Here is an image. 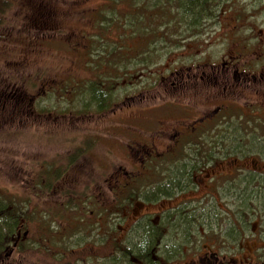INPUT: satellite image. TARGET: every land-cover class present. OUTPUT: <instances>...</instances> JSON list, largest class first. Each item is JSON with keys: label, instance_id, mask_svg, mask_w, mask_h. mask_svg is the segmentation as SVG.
I'll return each mask as SVG.
<instances>
[{"label": "rangeland", "instance_id": "374dc122", "mask_svg": "<svg viewBox=\"0 0 264 264\" xmlns=\"http://www.w3.org/2000/svg\"><path fill=\"white\" fill-rule=\"evenodd\" d=\"M4 1L5 13L0 15V91L6 86L16 89L19 85L26 92L23 94H27L35 84L38 88L34 93L36 98L49 99V110L59 109L64 113L58 121L40 119L38 124L25 113H19L15 106L13 113L3 114L1 100L0 202L7 203L10 212L20 214L23 241L15 248L16 233L8 239L7 245L0 244V262L67 264L66 261L71 260V264H76L78 260L96 256L98 259L95 257L89 264H101L99 258L109 264H125L128 259L110 257L116 251L129 252L126 264H260L259 259L264 261L263 207L254 204L247 211L249 206L244 209L237 189L223 182L224 177L237 168L248 173L245 167H263L262 160L250 156L236 161L242 158V152L249 153L264 142L263 113H259L263 116L261 119L244 120L234 114L231 118L236 119L230 123L221 118L208 132H213L207 138L212 146L199 148L198 154L194 150L191 154L189 150H178L175 157V152L166 148L174 143L170 139L175 133L174 127L182 130L185 124L181 121L193 123L192 118L178 116L184 106L193 109L195 121H198L201 114L210 117L217 109L219 104L213 102V98L226 95L221 85L208 83L204 88L210 102L206 96L199 97L200 90L193 86L196 77L210 71L211 65L220 67L216 59L225 55L226 62L242 65L240 52L245 46L253 47V61L260 48H264V0L261 3L256 0L223 2V7L216 9L220 10L219 19L208 20L204 25L208 32L204 42L200 34H192L193 31L183 25H173L170 18L172 12L175 19V9L169 6L165 11H148L139 7L141 5L133 7V0ZM148 2L150 5L151 1ZM146 27L148 29L143 30ZM223 38H227L229 44L219 47L218 58L212 60L206 53L194 56L201 47L202 51L216 50ZM197 61L195 72L188 70ZM259 62L264 63V59ZM259 68V72L264 73V64ZM177 76L188 83L186 87L177 85ZM96 79L109 83V87ZM94 80L106 94H111L113 102L118 104L115 109L101 112L95 106L87 107L83 87ZM257 80L253 92L242 91L245 87L242 81L238 83L241 91L238 96L226 95L230 113L235 99L244 96L253 99L256 93L258 98L264 97V80L260 81L259 75ZM95 89L92 86V90ZM80 105L85 107L84 112H78ZM138 117H143L138 121L143 123L147 135H140L142 127L137 122L133 124ZM113 121L117 122L116 127L108 130ZM100 127H103L101 132ZM150 134L160 136L157 142L163 144L152 153L155 163L153 159H145L146 151L141 148L150 141ZM201 134L197 133L194 138L184 137V141L198 140ZM201 151L203 155L209 154L214 162L208 167L198 166L192 173L191 179L196 182L189 187L192 190L171 199L159 197L164 194L156 189L158 183L164 181L162 172L166 170L164 165L169 157L173 155L174 162L170 161L167 166L174 170L179 167L175 166L176 161L184 160L188 154L202 163ZM58 170L67 179L66 197L59 189L52 193L44 190L40 196L36 195L31 179L38 174H56ZM129 176L137 180L131 182ZM238 183L241 184L240 179ZM57 185L55 183L54 187ZM74 192L76 203H81L80 209L90 224H95L98 211L95 210L97 205L87 196L89 192L96 202L103 203L99 207L101 210L110 211L112 222L123 220V224L112 226V232L103 227L100 237L97 232H85L78 244H74L68 225L60 230L64 223L56 221L62 220L56 204L72 203L70 195ZM174 207L183 211L186 222L176 224L174 216L169 220L161 215L162 211ZM244 210L251 213L253 223H262L254 226L243 222ZM137 214L142 215V227L154 226L155 235L160 233L153 249L145 252L138 250L140 240L136 232L132 233L135 226H127ZM234 220L239 225L237 231ZM104 222L108 223L107 214ZM90 224L80 226L90 229ZM176 226H186L181 229L186 231L191 228L190 237L172 229ZM128 228L129 236L126 234ZM261 230L263 235L259 234ZM213 233L220 235L219 238H228V245L221 247L220 254L213 249L210 238ZM99 238L101 244L95 242ZM199 238L201 243L197 241ZM172 244L175 246L169 251L163 248ZM74 255L82 258L76 259ZM65 258L66 261H62Z\"/></svg>", "mask_w": 264, "mask_h": 264}, {"label": "flooded vegetation", "instance_id": "af4514ba", "mask_svg": "<svg viewBox=\"0 0 264 264\" xmlns=\"http://www.w3.org/2000/svg\"><path fill=\"white\" fill-rule=\"evenodd\" d=\"M255 2L261 3L262 0H256ZM204 25H205V23L203 22L202 27H201L203 29L201 31H194L193 32L194 35L203 34L201 36V40L203 42L207 41V33H208L204 30V28H205ZM222 41H223V43L221 44V46H216V50L208 52L205 49V51H202V47H201V49L199 48V50L197 52L195 51L196 54H198V52H199V54L198 55L195 54L194 56L201 57L203 53H206L210 58H212V60H213V57L218 58L219 57V54H218L219 51L218 50H220L219 47H223L226 44H229V42L227 41V38H223ZM243 41L245 42V40H243ZM261 41H263V39H261ZM210 43L211 42L209 41V44ZM213 45H214V42H213ZM226 47H228V45ZM252 48L253 47L250 48L248 46H245L244 50L240 52L241 60H243L242 61L243 66L242 65H239V66L235 65V64H240V63L230 64V63L226 62L227 59H226V55H225V56H222V59L221 58L216 59L215 63L216 64L218 63L220 65V67H218L216 65H211L210 71L205 72L202 75L196 77V80L194 82L193 81L192 82H193V86L197 87L200 90L199 91V97L206 96V99H208L207 91L204 88V86L207 85L208 83L212 84V85H221L223 87V93L228 95V96H232V97L238 96L241 93V91L239 90L240 87H238V83H241L242 81L244 83V86L246 87V88L243 87L242 91H245L246 89H248V91L253 92L257 86V84H255L256 81H258L257 75H259L260 81L264 80V73L259 72V70H260L259 67L264 64V63L259 62L261 59H264V53H262L264 51V48H260L261 50L259 51V54L257 55L255 61H253V59L251 57L252 56L251 55L252 54ZM195 52H192V53H195ZM197 63H198V61L194 62L192 64L194 66L190 67L188 70H193L195 72V68H196ZM177 75H179V74H177ZM177 77H178L177 78V80H178L177 85L181 88L186 87L188 83L182 82V81H184V79L181 78L180 76H177ZM96 80L109 87V83H103L98 79H96ZM96 80L91 82L88 86V89L90 90L86 95V97L88 99H90L96 95L99 97V99H101L103 95H107L103 89L99 88V85H98ZM86 86L87 85H85L83 87V91L86 88ZM92 86L96 87V89L94 91L92 90ZM188 86H190V85H188ZM37 90H38V88H36L34 91H37ZM32 94L33 95L31 97L30 101L25 100V101L20 102L19 113L28 114L32 119H35L36 121L39 118H46V119L52 118L53 115H50V116L44 115L43 116V115L38 114L37 111H36V113L31 111L30 108L34 109L37 107L36 100L38 101V98H36V95L34 93H32ZM109 95H111V94H109ZM226 95L220 96L218 98L212 97L213 102L219 104L217 106V109L214 110L215 112L214 111L211 112L213 114L210 117L205 116L206 114H201L200 116H198V118H199L198 121L197 120L195 121L196 116L193 112V109L187 108L186 106H184L183 111L180 112V114H178V116H184L187 118H192L193 123L192 124H186L185 121H181L183 123V125L185 124L184 129H182V130H179V129L174 127L173 131L175 133L170 138L171 140H173L174 143H171L168 146H166V148L168 149L167 151L177 152L178 150H183V151L189 150V153L191 154V150H194V152H196L198 154L197 150L199 148L200 149L201 148H209L212 146V144L210 145V143L207 142V138H208V135L212 134L213 132L212 133H208V132L210 130H212L213 127L217 126V124L219 123L221 118H224L226 121L229 120V123H230V121H232V119H236V118H231L232 115H234V114H236L237 117L242 116L243 120L246 118L261 119L264 116V97L263 96L258 98V94L256 93L254 95H257V96H255V98H253V99H251L249 96L246 97L243 95L244 96L243 98H238V99L233 100V102H232V113H230V107H229L230 102H229L228 98L226 97ZM125 99L127 100L128 96ZM243 100H246V101H245V103L241 104V102ZM208 102H210L209 99H208ZM101 103L102 102L99 101L98 104H96V105L94 104L95 109L97 111L103 112V111H106V110L111 109V108L115 109L118 106V104L115 101L113 102L112 96H108V99L105 101V103H102V104ZM98 106H104V109L100 110V109H98ZM157 107H160V106H157ZM163 107L171 108L174 106H164L163 105ZM120 108L123 109L124 107L120 106ZM260 112L263 113V116L259 115ZM142 118L143 117L136 118L135 122L133 124H135L137 122L142 127V128L139 127L141 130L140 135H147V131H145L143 129L144 128L143 123L138 121ZM55 121H57V120H55ZM181 122H179L178 125L183 127ZM114 125H115V123L111 122L110 123L111 127H109L108 130L114 129L115 128ZM112 126H114V127H112ZM102 130H103V127H100L99 131L101 132ZM197 133L198 134L202 133L198 140H189L187 142L184 141L185 140L184 137H192L193 136V138H194V136ZM166 134H168V133H166ZM203 135H204V137H202ZM148 138L150 141L144 143L146 145L143 144L141 148L144 151H146L147 155L153 156L152 153H155V151L159 150L160 145H163V144H159V142H157L158 139L160 138V136H154L153 134H150V136H148ZM164 138H166V137H163V139ZM255 139L259 140L258 137H256ZM146 140H148V139H146ZM202 142H206L210 146H207L206 143H202ZM240 145H238V147H240ZM130 147H132V146H130ZM149 151H151V153H148ZM242 153H243L242 154L243 157L239 158V159L236 158V161H243L242 159L247 158L244 155V152H242ZM249 153H252V152H249ZM200 155H203L202 151H201ZM251 157L253 158V155H250V158ZM256 158H255L256 160H259L258 157H256ZM209 159L212 160L210 158L209 154H206V155H203V157L200 160L203 162H206ZM260 160L263 161V167H260V169L257 167H253V168L245 167L244 169L247 172L249 170V172L246 173V172H244V170H242V168H237L231 174L225 176V182L224 183L230 184L231 188L237 187L236 193L238 196H240V194L243 191H246L247 193H249V191L252 192L253 189H256L259 185H261V188H257V189H259V191H264V184L257 183V180L262 175V170L264 169V160H263V158L262 159L260 158ZM209 162L213 163L214 161L212 160ZM72 163H74V162H72ZM181 163H184L185 165L189 164V166L192 168H193L194 164H196V166H202V163H199L198 160L195 159V157L193 159H189V156L187 158H185L183 161H181L180 164ZM53 165H55V164L53 163L52 166ZM206 166H208V165H206ZM206 166H203V167H206ZM56 172H59V170ZM240 172H244V173L241 174ZM256 174H258V175H256ZM195 178H197V177L195 176ZM106 179H108V178H106ZM239 179H240L241 184L238 183ZM135 180H137V178L132 179V177L129 176V181L132 182ZM232 182L238 183L237 186L232 185L231 184ZM31 183L35 187L36 195H39V193H43L44 190H49V192L52 193L54 189L61 190L64 196H65V192H67V179L65 178V175L62 174V172L59 175L53 173V174H50L48 176H43L42 174H38L37 176H35L31 179ZM55 183L58 184L56 188L54 187ZM43 186H44V188H43ZM113 189H114V187L112 186L111 190H113ZM75 194H76V192H74L73 194L70 195L72 198V200H71L72 203H70V201H68V203L65 202L64 205H62L61 202L56 204V207L58 209L57 214L61 215V217H62V220L57 219L56 221L57 222L61 221L64 223L62 226L59 227V229L63 228L66 225H68V226H80L82 224H90L88 221V218H86V216H85V213L80 209L81 203L80 204L76 203ZM87 196L89 197L91 203L97 205L95 210L98 211L97 213H95L96 222L94 225H92L93 223L90 224L91 226H102V223H104L105 226H120L123 224V222L121 224H118L117 222H115V223L112 222V219H111L112 216L110 214V211L106 210L105 208H103L102 210L99 208L101 206V204H103V203L99 202L98 198H97L98 202H96L93 193L89 192L87 194ZM162 198L165 199V197H162ZM169 199H171V198H169ZM253 204H258V203L253 202ZM59 206H61V208H62L61 210L59 209ZM99 211H100V213L103 212L102 215H104V217H105V214L108 215V223L107 224H105V222H104V217H102V215H101V217L99 216ZM162 212H164V211H162ZM79 215H82V217H83L82 222H75L77 220L76 217ZM141 219H142V215L137 214L136 216H133L130 219V223H128L127 226H141ZM64 220H66V222H64ZM258 223L261 224L262 222H255V226H257ZM109 230L111 232L113 231V229H111V228ZM95 232L96 231H94L93 233H95ZM97 233H98V237H100V230L97 231ZM126 234H127V236H129V228L126 230ZM17 235H18V238H17V241L15 243V248L18 247L23 241V239H21V237H22L21 232H18ZM85 235H86L85 232L82 231L81 236L84 237ZM71 239H72L74 244H78V241L81 240V237H78V238L71 237ZM95 242H99V244H101V239L99 238V239L95 240ZM63 245H64V242H63ZM111 245H112V243H111ZM114 245H117V244H114ZM79 246H82V244H80ZM117 252L118 251H116L115 254H111L110 257L113 258L114 255L117 254ZM121 252L126 253L125 256L128 259L126 261V263H128L129 262V252L128 251H121ZM67 256L69 257V255H67ZM74 256L76 259L82 258L81 256H76V255H74ZM99 260L101 261V264L108 263L104 259L102 261L101 258H99ZM0 264H6V263H5V261H2V262H0ZM209 264H211V263H209Z\"/></svg>", "mask_w": 264, "mask_h": 264}, {"label": "trees", "instance_id": "16d2710c", "mask_svg": "<svg viewBox=\"0 0 264 264\" xmlns=\"http://www.w3.org/2000/svg\"><path fill=\"white\" fill-rule=\"evenodd\" d=\"M4 0H0V15L1 17L4 15L5 10L4 7L6 5V2ZM149 1V0H148ZM147 0H133L131 2V5L133 7L135 6H139L141 8H143L144 10H148V11H152V10H157V11H165L166 6H169L172 9H175V19H174V15L172 14V17L170 18L173 21V25L178 26V25H183L185 26L187 29H189V31H200V26H202L203 20H205L206 17L208 18H216V16L218 15V11L216 10L217 8H219L222 3L225 0H150L151 4L149 5V2ZM147 4V5H146ZM204 18V19H203ZM174 19V20H173ZM171 21V22H172ZM178 25H177V24ZM166 24V23H165ZM198 26V27H197ZM148 29L143 28V30ZM192 32V34H193ZM116 49V48H115ZM15 88L6 86L4 89H2L0 91V98L2 100V107L4 109L8 108L9 105H11L12 107L14 106V102L15 104H20V102L28 99V101L31 100V97L33 94L31 93H35L34 90L36 88H34L33 90L31 89L30 92H27V94H23L26 93L24 92V90H21V86H15ZM33 87H36L35 84H33ZM24 89V88H22ZM47 89V87H46ZM90 90L88 89V87H86L84 89L85 95H87V93ZM108 96H111L109 94L107 95H103L101 99H99V97L96 95L90 99L87 98V107H92L94 106V104H98L99 101H101L102 103H105V101L108 99ZM28 97V98H27ZM127 97V96H126ZM124 97V99L126 98ZM27 101V102H28ZM11 104H10V103ZM37 103V107L36 108H30L31 111H33L34 113L40 114V115H45V116H49V114L54 115L52 116L53 120H57V118L59 116H61L64 112L62 110L58 111L59 109H56L54 112L49 110L47 107H49V99H45V101H40V99L38 101H36ZM101 103V104H102ZM33 106V105H32ZM98 109L103 110L104 106H98ZM17 110H19L17 108ZM77 110L78 112H84L85 111V107L81 106L78 108L77 106ZM58 121V120H57ZM115 123V125L117 124L116 121H113ZM116 127V126H115ZM245 143H248V141L245 140ZM259 147L257 149H253L251 150V152H254L255 157H258L259 159L263 158L264 160V142H260ZM260 155H262L263 157H259ZM176 157V152L175 155ZM174 156L171 155L169 157V161L168 163L174 162L172 160H174ZM186 156V154H185ZM184 156V157H185ZM189 156V159H193V156ZM183 157V155H182ZM76 159V157H74ZM145 159H147V161L152 160V156L147 155L146 153V157ZM144 161V160H143ZM183 161V159L179 160L178 162L176 161V167H178V169H170L168 168L166 163L164 165V167L166 166V170L162 172V180L164 179L163 182H159L158 183V188L156 189L159 194H164V196H159V197H165V198H171V197H175L178 196V194L181 193H186L191 191L192 189H190L189 187H191L192 185H195L196 182H194V179H191L192 177V173L194 174L196 168L198 166H196V164L193 165L192 167L189 166H184L183 164H180V162ZM212 160H208L206 162L202 161V166L199 167H203L206 165H212L211 162ZM153 163H155V159L152 160ZM152 163V164H153ZM161 163V162H159ZM197 163V162H196ZM162 164V163H161ZM206 166V167H208ZM198 169V168H197ZM192 170V172H191ZM61 172H56L57 175H59ZM159 173V172H155ZM164 175V176H163ZM196 175H194L195 178ZM223 182H225V177L223 179ZM257 183L260 184H264V169L262 170V175L260 176V178H258ZM237 186V185H235ZM164 187V189H163ZM196 189V186H194ZM44 188V186H43ZM237 189V187H235ZM257 188H261V185H259ZM253 189V191H249V193H247L246 191H243L240 194V199L244 202L243 206L245 209V206L248 205V210L252 208L251 205H254L253 202L258 203L260 206H262L264 209V191H259V189ZM232 189V188H231ZM174 191V192H172ZM172 192V193H171ZM150 198V196H149ZM145 198L143 197L142 200H144ZM180 206V205H177ZM7 203H1L0 202V244H8V239L12 236H14L16 233L20 232L19 229V225H20V219L19 213H15V212H10L7 208ZM179 208V207H178ZM176 207L172 208V210L170 211H165L163 212L161 215L166 216L169 220H171L174 216L176 224H180L183 222H186L187 217H184L183 215V211H177ZM182 209V207H181ZM176 210V211H175ZM245 212V210H244ZM103 212L100 213L99 211V216L101 217ZM251 213H246L243 214L244 216H241L243 220V222H248L251 223V225L253 224L255 226V223H253V216L249 215ZM82 215H79L76 217V221L75 222H82ZM173 224V222H172ZM258 225V224H257ZM238 223L235 222L234 220V230H238ZM103 227H108L109 229H112V226H91L90 229H88V227H85V229H83L82 226H67V230L73 232L71 233V237H81V233L82 231L86 232V234L89 233H93L94 231H99L101 230ZM183 227L186 226H176V228H172L173 230H179L181 235L183 236H189L190 237V229L186 230H181ZM60 230H63V228H61ZM135 232L137 233V238H139L140 242L139 244L141 245V247L138 249L142 252H145L147 249L151 250V248L153 249L154 245L156 244V242L159 240L160 237V233L157 232L155 235V231L157 230L156 227L154 226H135ZM263 230L260 231L259 234L263 235ZM262 232V233H261ZM216 233V232H215ZM215 233H213L211 235V240L213 242V249L215 250L216 248V253L220 252L221 247L228 245L226 244L227 242V236L226 237H221L219 238L218 236L220 235H215ZM157 236V237H156ZM220 240V241H219ZM197 241L199 243H201L202 239L199 238V240L197 239ZM215 241L219 242V244L217 245L215 243ZM264 243V242H263ZM175 246V244L172 245H168V246H164L163 248L166 249L167 251L171 250L173 247ZM218 246V247H217ZM229 247V246H228ZM1 249V247H0ZM233 250V248H232ZM139 251V252H140ZM213 254V255H216ZM220 254V253H219ZM126 253L125 252H121L118 251L116 255H114V259H127V257L125 256ZM146 254H144L145 256ZM260 257V255H259ZM147 258V257H145ZM149 259V258H148ZM60 260V257L58 259V261ZM66 261V259H62V261ZM220 260V258H219ZM263 260V258L261 259ZM256 263L260 262V264H264V261H259L257 262V260H255ZM67 264H69V262L66 261Z\"/></svg>", "mask_w": 264, "mask_h": 264}]
</instances>
